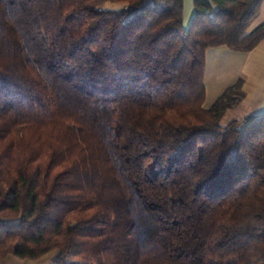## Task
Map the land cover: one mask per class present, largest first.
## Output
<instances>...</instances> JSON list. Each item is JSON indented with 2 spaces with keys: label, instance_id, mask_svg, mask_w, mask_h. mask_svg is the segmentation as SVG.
I'll use <instances>...</instances> for the list:
<instances>
[{
  "label": "trees",
  "instance_id": "16d2710c",
  "mask_svg": "<svg viewBox=\"0 0 264 264\" xmlns=\"http://www.w3.org/2000/svg\"><path fill=\"white\" fill-rule=\"evenodd\" d=\"M194 2L0 0V261L264 264V114L205 106L263 0Z\"/></svg>",
  "mask_w": 264,
  "mask_h": 264
},
{
  "label": "crops",
  "instance_id": "0c3cea01",
  "mask_svg": "<svg viewBox=\"0 0 264 264\" xmlns=\"http://www.w3.org/2000/svg\"><path fill=\"white\" fill-rule=\"evenodd\" d=\"M264 23V0L259 14L250 29ZM242 81L243 99L236 107H241L245 116L264 114V38L249 51H235L226 46H218L206 51L207 98L205 106L234 85ZM58 253L50 251L38 258H19L8 254L0 264H51Z\"/></svg>",
  "mask_w": 264,
  "mask_h": 264
},
{
  "label": "rangeland",
  "instance_id": "374dc122",
  "mask_svg": "<svg viewBox=\"0 0 264 264\" xmlns=\"http://www.w3.org/2000/svg\"><path fill=\"white\" fill-rule=\"evenodd\" d=\"M110 7H120L121 4L119 3H110ZM196 15V8L194 0H184V17H183V28L189 29L193 18ZM245 114L241 107H232L228 109L221 119V125L225 126L231 120L234 119H243ZM58 253V250H53ZM52 264V263H51Z\"/></svg>",
  "mask_w": 264,
  "mask_h": 264
}]
</instances>
